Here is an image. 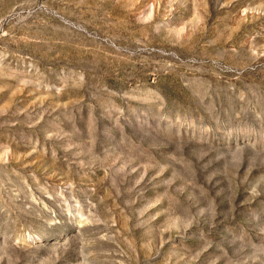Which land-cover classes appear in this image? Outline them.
<instances>
[{"label": "rangeland", "instance_id": "rangeland-1", "mask_svg": "<svg viewBox=\"0 0 264 264\" xmlns=\"http://www.w3.org/2000/svg\"><path fill=\"white\" fill-rule=\"evenodd\" d=\"M0 264H264V0H0Z\"/></svg>", "mask_w": 264, "mask_h": 264}]
</instances>
